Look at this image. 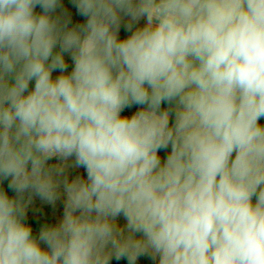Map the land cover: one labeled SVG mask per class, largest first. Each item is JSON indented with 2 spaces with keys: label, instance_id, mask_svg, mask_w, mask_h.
<instances>
[{
  "label": "clouds",
  "instance_id": "1",
  "mask_svg": "<svg viewBox=\"0 0 264 264\" xmlns=\"http://www.w3.org/2000/svg\"><path fill=\"white\" fill-rule=\"evenodd\" d=\"M142 258L264 264V0H0V264Z\"/></svg>",
  "mask_w": 264,
  "mask_h": 264
},
{
  "label": "rangeland",
  "instance_id": "2",
  "mask_svg": "<svg viewBox=\"0 0 264 264\" xmlns=\"http://www.w3.org/2000/svg\"><path fill=\"white\" fill-rule=\"evenodd\" d=\"M66 2H67V0H66ZM69 7H70V5H69ZM122 35H124V33H122ZM37 207L41 208V211L36 214V219L34 221H32L34 224L39 223L40 220L43 219L45 216L51 220V219L56 218V216H58L60 214V207L59 206L57 207V209H50V208L43 207V206H40L39 204H37ZM139 264H149V262L146 261L144 258H142L141 261L139 262Z\"/></svg>",
  "mask_w": 264,
  "mask_h": 264
},
{
  "label": "trees",
  "instance_id": "3",
  "mask_svg": "<svg viewBox=\"0 0 264 264\" xmlns=\"http://www.w3.org/2000/svg\"><path fill=\"white\" fill-rule=\"evenodd\" d=\"M76 19H80L79 17H76Z\"/></svg>",
  "mask_w": 264,
  "mask_h": 264
}]
</instances>
